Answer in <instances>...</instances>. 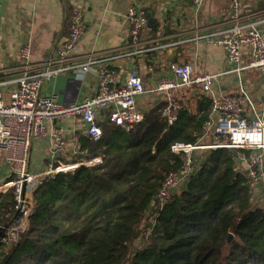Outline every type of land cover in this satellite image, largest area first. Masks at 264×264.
Returning a JSON list of instances; mask_svg holds the SVG:
<instances>
[{"label": "trees", "instance_id": "1", "mask_svg": "<svg viewBox=\"0 0 264 264\" xmlns=\"http://www.w3.org/2000/svg\"><path fill=\"white\" fill-rule=\"evenodd\" d=\"M164 108L144 112L130 130L105 122L99 140L81 136L83 153L63 162L82 164L35 186L29 229L18 244L0 242V264H264V205L253 203L234 150L203 151L172 201L150 207L166 174L183 162L172 146L208 139L203 123L212 103L203 97L173 125ZM93 158L101 162L84 163ZM14 214L13 191L0 192V235ZM141 238L148 244L133 251Z\"/></svg>", "mask_w": 264, "mask_h": 264}, {"label": "built area", "instance_id": "2", "mask_svg": "<svg viewBox=\"0 0 264 264\" xmlns=\"http://www.w3.org/2000/svg\"><path fill=\"white\" fill-rule=\"evenodd\" d=\"M200 6L202 0H192ZM256 11H241L238 0L232 1L231 15L221 24L227 26L216 30L208 38L226 53L228 69L219 73H198L190 63L171 61L165 74H157L150 64L149 71L155 85L148 88L136 65L125 69L124 78L116 66L103 63L114 58L123 59L142 52L143 30L148 25L147 10L141 5H132L128 11L130 40L127 47L134 52L123 53L125 47L77 52V45L85 33L84 14L75 9L70 15L68 37L51 56L32 62L31 47L22 50L21 65L7 68L0 63V73L20 69L15 79L0 80V152L7 166V175L0 179V192L13 191L15 214L0 242L18 244L28 231L31 216L37 206L35 186L45 176L68 172L82 162H63L60 155L67 150L65 120H80L86 127V134L93 140L103 135L105 122L130 130L144 120V112L139 108L138 96L147 92L158 93L165 103L163 115L169 125H173L180 112L187 108L177 98V92L198 89L212 103L210 116L203 123L204 135L211 142L197 144L177 143L173 152L184 153L182 164L169 171L161 188L150 204L151 208L163 209L181 191L191 176L197 172L202 156H194L195 150L231 149L236 152V166L245 172L253 185V203L264 205V33L254 19ZM218 22L210 27L217 26ZM144 51V49H143ZM248 58V61L245 60ZM97 67V86L93 94L80 101H62L57 94H44L46 82L56 80L74 72L75 79L83 80ZM255 71L261 78V96L257 99L249 89L246 72ZM122 74V73H121ZM236 77V87L232 92L222 90L220 82L224 76ZM14 84L8 88L6 85ZM158 96V97H159ZM49 123H56L51 130ZM48 137L50 140L51 163L46 170L34 171L30 166L32 148L35 141ZM73 154L83 153L80 134L74 132L70 140ZM101 158H93L86 164H97ZM148 239L145 243L148 244Z\"/></svg>", "mask_w": 264, "mask_h": 264}, {"label": "crops", "instance_id": "3", "mask_svg": "<svg viewBox=\"0 0 264 264\" xmlns=\"http://www.w3.org/2000/svg\"><path fill=\"white\" fill-rule=\"evenodd\" d=\"M232 1L202 0L200 6H195L192 0H0V63L7 68L21 65L23 61L21 50L25 45L31 47L32 62L51 56L68 37L70 15L75 9L84 14L86 22L85 33L77 45L79 54L121 46L125 47L123 53H132L135 49L127 47L130 40L128 11L132 5H141L146 8L149 18L141 36L142 52L132 57L125 56L123 59L114 58L111 62H103L116 66L121 78L125 76V69L136 65L146 86L153 88L155 81L149 71L150 64L155 66L157 74H165L171 61L190 63L198 73L223 72L228 69L226 53L208 37L216 30L227 26L221 23L231 15ZM238 1L243 13L247 10L257 12L254 19L264 33V0ZM216 22L220 24L210 27ZM97 67L94 65V69L81 81L75 79L74 72L48 81L43 93L46 95L55 93L62 101L83 100L96 90ZM20 74V69L14 68L7 74L0 73V80L15 79ZM252 76L254 81H251ZM245 79L253 95L259 99L260 74L253 70L247 71ZM236 82V77L229 75L221 78L220 85L225 92H232L235 90ZM6 86L12 88L14 84ZM177 94V98L187 106L188 101H194V110L198 106V101L206 97L196 88L189 91L183 89ZM158 96L159 94L155 92L138 96L139 108L146 112L155 107L162 98ZM48 125L52 130L56 123ZM63 125L66 129L67 150L59 157L65 161V158L69 159L73 155L70 147L73 133L78 132L80 137L87 134L86 127L80 120L68 119ZM46 163L48 166L51 163L48 137L34 142L30 166ZM0 173V179L8 173L2 152Z\"/></svg>", "mask_w": 264, "mask_h": 264}, {"label": "rangeland", "instance_id": "4", "mask_svg": "<svg viewBox=\"0 0 264 264\" xmlns=\"http://www.w3.org/2000/svg\"><path fill=\"white\" fill-rule=\"evenodd\" d=\"M247 61H248V58L245 60V62H247ZM251 81H254V76L251 77ZM144 82H145V80H144ZM187 107L192 109V110H194V101H188V106ZM211 141H212L211 138H208L205 142H211ZM202 153H203V151H201V150H195L194 151V155H197V156L199 154L202 155ZM31 161H33V156H32V160ZM31 166H32V168L35 171H37V170H39V171L46 170L49 167L47 163L45 165L42 164L40 166L39 165L38 166L31 165ZM42 168H44V169H42ZM0 175H1V173H0ZM50 177H53V176H50ZM150 219H153L152 216H149V220ZM144 244H145V240L143 238L136 240L135 243H134V246H133V251H136L137 249H139Z\"/></svg>", "mask_w": 264, "mask_h": 264}, {"label": "water", "instance_id": "5", "mask_svg": "<svg viewBox=\"0 0 264 264\" xmlns=\"http://www.w3.org/2000/svg\"><path fill=\"white\" fill-rule=\"evenodd\" d=\"M233 236H234V235H233V234H231V235H230V239H231Z\"/></svg>", "mask_w": 264, "mask_h": 264}]
</instances>
